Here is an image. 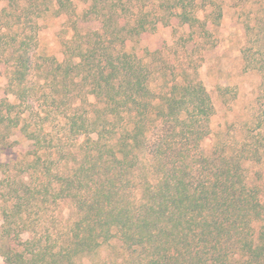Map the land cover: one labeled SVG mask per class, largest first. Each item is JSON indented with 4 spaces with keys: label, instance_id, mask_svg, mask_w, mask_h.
I'll use <instances>...</instances> for the list:
<instances>
[{
    "label": "trees",
    "instance_id": "obj_1",
    "mask_svg": "<svg viewBox=\"0 0 264 264\" xmlns=\"http://www.w3.org/2000/svg\"><path fill=\"white\" fill-rule=\"evenodd\" d=\"M0 1L7 3L0 61L8 70L0 98L3 264H78L113 241L121 259L112 264H264L263 191L249 175L262 163L258 147L228 148L222 139L203 146L220 133L200 75L202 53L216 45H199L212 36L209 15L198 16L202 5L82 0L79 14L73 0ZM48 13L71 25L62 62L37 52ZM173 19L190 29L173 47L143 57L127 50ZM79 21L100 28L82 30ZM246 32L264 40V29L248 24ZM253 49H243L245 65L264 79V49ZM15 131L33 145L21 160L32 182L12 178L15 165L2 162ZM65 202L73 205L69 219Z\"/></svg>",
    "mask_w": 264,
    "mask_h": 264
},
{
    "label": "rangeland",
    "instance_id": "obj_2",
    "mask_svg": "<svg viewBox=\"0 0 264 264\" xmlns=\"http://www.w3.org/2000/svg\"><path fill=\"white\" fill-rule=\"evenodd\" d=\"M73 2L79 14L86 9L82 0H73ZM196 2L202 5L205 11L198 14L199 18L204 19L206 15H209L207 29L212 35L208 44L199 42V45L213 46V43L216 44L213 49L202 53L205 61L200 69V75L215 108L211 126L215 132L220 134L211 135L203 146L210 149L222 139L226 141L228 148L229 146L240 148L243 144L246 149L258 147L257 158H262V163L256 161L251 165L249 175L256 184L261 186L264 197V79L258 70L246 67L242 54L243 49L248 46L254 48L253 51L256 54H258V49H264V40L258 39L256 34L248 37L246 32L248 24L256 28V31L264 29V0H196ZM6 5L5 1H0V11ZM219 7L222 11L221 17H218L221 12ZM40 24L38 54L54 57L62 62L65 57L61 42L73 34L68 18L54 17L52 13H48L40 20ZM78 26L82 30H96L100 28V23L79 21ZM189 33L188 26H179L178 20L173 19L169 26L160 23L157 30L144 34L137 45L127 42V50H134L137 55L143 57L147 51L154 52L163 48L168 50L169 47L175 45L179 35L186 36ZM192 46H194L193 43L188 45L189 48ZM7 85L8 70L6 65L0 61L1 99L6 97ZM8 98L14 102L12 95ZM88 101L93 103L94 98L89 96ZM259 123L261 126L258 125ZM53 124L55 123L49 125V131L52 130L50 127ZM61 135V131L56 129L52 136L60 137ZM11 141L14 147L2 156V162L15 165L16 169L10 174L12 178L19 180L21 176L25 181L32 182V173L21 168L23 157L33 151L32 143L26 140L19 131L13 133ZM244 154L251 156V151H246ZM61 156V153L56 155L57 158ZM62 159L65 158L62 157ZM36 176L38 175L33 176L34 182ZM2 179L3 174L0 171V181ZM1 205L0 203V226L2 224ZM61 212L64 219H69L73 212L72 203H62ZM22 237L27 240L30 235L24 234ZM120 259L121 245L118 241H113L110 245L101 247L96 253L81 258L78 264H112L114 260L119 261ZM0 264H3L1 257Z\"/></svg>",
    "mask_w": 264,
    "mask_h": 264
}]
</instances>
